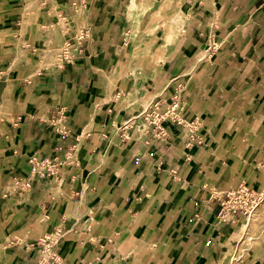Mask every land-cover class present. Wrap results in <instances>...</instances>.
<instances>
[{
  "label": "crops",
  "instance_id": "crops-1",
  "mask_svg": "<svg viewBox=\"0 0 264 264\" xmlns=\"http://www.w3.org/2000/svg\"><path fill=\"white\" fill-rule=\"evenodd\" d=\"M27 4L0 0V264H37L48 236L63 264H233L237 221L217 223L215 194L264 185V0ZM58 17L82 51L34 72ZM177 85L201 143L172 126L169 147L120 135Z\"/></svg>",
  "mask_w": 264,
  "mask_h": 264
},
{
  "label": "rangeland",
  "instance_id": "rangeland-1",
  "mask_svg": "<svg viewBox=\"0 0 264 264\" xmlns=\"http://www.w3.org/2000/svg\"><path fill=\"white\" fill-rule=\"evenodd\" d=\"M77 8L80 9V16H81L84 13L83 6H77V7H75V10H77ZM59 18L60 17H58V20H59ZM62 24L64 25V28L61 30ZM57 26H58V30L55 31V33H54L55 35L58 36V38L56 39L57 40L56 46L54 47V50H53V53L56 57V60L53 62L54 64H59L62 61H69L75 55L81 53V52H78V46L80 45V47H81L80 42H79L78 46L74 47V45H73L74 42H72L74 39H71V40L68 39L67 40L68 32L70 31L69 30L70 25L68 24L67 19L65 20V22L60 23V21H59ZM63 31H65L66 38H63V35H62ZM78 32L79 31H77V33ZM81 38L82 37L79 35L78 40H81ZM213 46H214V44L210 41L207 48H212ZM205 58H208V56L206 55ZM179 90H180V86L177 85L176 88L174 89V92L171 94L170 101L168 103L160 102V104L158 105V108L155 111L158 113H161V115H163V117L165 118L164 120H166L168 118V113L165 114L164 112L167 109H170L171 105H173V103L176 102L177 105L174 107V113H175L174 115L178 118L184 119L185 123H187V122L188 123H190V122L194 123L196 126V130H194V132H195V135H198L197 130L201 126V121L197 117H187L183 113L184 112V110L182 109L183 101H182V96H181V93ZM174 95H177V97L179 99L178 98L175 99ZM155 102L156 101H154V100H150L149 102L145 101L139 107V109L135 112L134 117L129 118L128 120L131 119L130 121H128V120H127L128 122L126 121L128 123L127 124L128 126L127 127L123 126L122 129H124L125 132L123 130V132L120 134L121 136H123V138H126V140H127V138H134L135 140L136 139L141 140L142 138H151L153 141H155L154 142L155 144L160 143L162 145L169 147L168 146L169 142H167L168 139L164 136L157 137L154 134H150V135H144V136L139 137V132H138L139 128L137 126L140 125V123H142V122L143 123L148 122V120L144 119L143 114H145L146 111H148L149 109H152L154 107ZM56 120H57V118L54 115H51L48 118V123L52 126H55L58 124V123L55 124V122H57ZM155 121H156V119H155ZM126 122H124V123H126ZM162 124H164V128L166 129V131L168 133H169V131L167 130V128H170L171 126L174 127V129H176V130L181 129L182 136H183V132L187 129L186 127H184L185 125L176 124V123L172 122L171 120H166ZM150 128H152V125H150ZM57 129L59 132H62L60 128H57ZM133 129H135V131H134L135 136L132 135ZM197 139H200V138L198 137ZM144 142H148V140L144 139ZM185 142H186V140H185ZM55 165L56 164L51 162L50 159H46V160L40 159L38 161H35V165H34V171L36 172L35 175L38 177H45V176H51L52 177L55 174V170H54V167H56ZM262 167L264 168V166H262ZM18 184L19 183L17 182V185ZM236 185H234V186H236ZM262 186H264V185H262ZM261 187L255 186L253 188H261ZM230 188H232V187H229L228 189H230ZM219 192H221V191H219ZM259 209H263V211H262L261 217L256 221V223L254 225H252V226H255V228H252V226H250L247 231H244L241 228L242 224H245L248 222L247 221L248 220L247 215H240L237 217V220H235V221H237L239 233L236 236L235 240L229 241L226 244V251L231 255V257L233 259V264H237L238 261L241 259H247L248 257H250L252 254H254L256 252H257V254H264V198H263L262 202L254 209V211H258ZM48 238L51 239L53 242H56V240L54 241V239H52V237L48 236ZM39 240H38V242H41V243L37 242V244H36L38 246V249L36 251V262H37V264H39L38 260L40 258V255L42 254L43 243H44L41 240L40 241ZM51 249L54 253H56L58 255V252L55 248V243Z\"/></svg>",
  "mask_w": 264,
  "mask_h": 264
},
{
  "label": "built area",
  "instance_id": "built-area-1",
  "mask_svg": "<svg viewBox=\"0 0 264 264\" xmlns=\"http://www.w3.org/2000/svg\"><path fill=\"white\" fill-rule=\"evenodd\" d=\"M82 49L80 45L78 46V52H81ZM174 98H178L177 95H174ZM179 99V98H178ZM160 101H156L154 103V107L146 111L143 114L144 119L148 120V122H142L137 127L139 132V137L144 135L154 134L157 137L164 136L167 139L169 138V133L164 128L163 122L166 120H171L176 124L185 125L187 131L183 132V136L186 140V146L188 148L193 147L201 143L200 139H197L198 136L195 135L194 130H196V126L194 123H185L184 119L176 117L174 114V107L177 105L176 102L171 105L170 109H167L164 113H168V118H165L161 113L156 112L155 110L158 108ZM152 119V120H151ZM156 119V121H155ZM131 120V119H130ZM128 120V121H130ZM127 121V122H128ZM125 123L123 126L127 127L128 123ZM185 123V124H184ZM152 125V128H150ZM148 133V134H147ZM188 158V156H187ZM264 166V164L262 165ZM215 198L218 200V210L215 213V218L217 223L221 222H235L237 217L240 215H249L251 211H253L263 200L264 198V186L261 188H253L248 185L244 180H240L236 186L227 189L226 191L219 192L215 194ZM43 243V250L40 258L38 260L39 264H63L61 258L52 251V247L55 242H53L48 237L40 238ZM39 240V241H40ZM41 243V242H38Z\"/></svg>",
  "mask_w": 264,
  "mask_h": 264
},
{
  "label": "bare ground",
  "instance_id": "bare-ground-1",
  "mask_svg": "<svg viewBox=\"0 0 264 264\" xmlns=\"http://www.w3.org/2000/svg\"><path fill=\"white\" fill-rule=\"evenodd\" d=\"M38 6L39 5H37V0H28V4L26 5V7H25L24 10L25 11H28L29 14H30V16H33V15L35 16V14L38 11V8H37ZM71 17L73 18V20H75V21L78 22V18L80 17V9L77 8V10H75V12L73 14H71ZM173 19H175V18H173ZM65 20H66L65 18L60 17L58 21H60V23H61V22H64ZM63 28H64V25L62 24L61 30ZM25 29H26V25H25V22H23V27H22L23 36L25 34ZM50 29H51L50 37L45 41L46 47H44V52L39 55L40 60L38 61V64L35 66V71L34 72H37L38 69L41 68L43 65L46 66V65H49V64L50 65L53 64V62L56 60V57H55V55L53 53V50H54V47L56 46V41H57L56 39H57V37L54 34L55 32H54V29H53L52 22L50 24ZM23 36H22V38L19 41L20 43H25ZM108 79H110V76L108 77ZM7 111H8V109H6V108L5 109L0 108V113L1 112L6 113ZM262 211H263V209H259L258 211H254V210L251 211L250 212V215H248V217H247V219H248L247 221L248 222L245 223V224H242L241 225L242 226L241 228L244 231H247L249 229V227L252 226V225H254L256 223V221L261 217ZM252 228H255V226H252Z\"/></svg>",
  "mask_w": 264,
  "mask_h": 264
}]
</instances>
